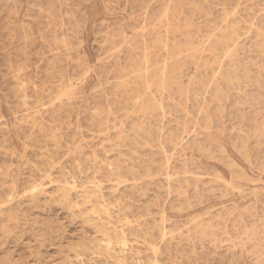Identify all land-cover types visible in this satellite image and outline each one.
I'll return each mask as SVG.
<instances>
[{
	"label": "rangeland",
	"instance_id": "obj_1",
	"mask_svg": "<svg viewBox=\"0 0 264 264\" xmlns=\"http://www.w3.org/2000/svg\"><path fill=\"white\" fill-rule=\"evenodd\" d=\"M0 264H264V0H0Z\"/></svg>",
	"mask_w": 264,
	"mask_h": 264
},
{
	"label": "bare ground",
	"instance_id": "obj_2",
	"mask_svg": "<svg viewBox=\"0 0 264 264\" xmlns=\"http://www.w3.org/2000/svg\"><path fill=\"white\" fill-rule=\"evenodd\" d=\"M167 7H168V6H167ZM167 7H166V8H167ZM163 10H164V9H163ZM162 14H163V13H162ZM165 14H166V12H165ZM162 16H163V15H162ZM226 17H227V16H226ZM164 18H165V15H164ZM161 19H162V18H161ZM166 20H167V19H166ZM226 20H227V19H226ZM159 22H160V21H159ZM165 22H166V21H165ZM166 23H167V22H166ZM184 24H185V23H184ZM170 28H171V27H170ZM167 30H168V29H167ZM167 30H166V32H167ZM170 30H171V29H170ZM231 31H232V30H231ZM178 32H179V31H178ZM236 32H237V31H236ZM167 34H168V33H167ZM232 34H235V33L233 32ZM226 35H228L227 32H226ZM226 35H225L224 37H227ZM235 35L237 36V34H235ZM218 36H219V35H218ZM221 36H222V35H221ZM215 38H216V37H215ZM227 38H228V37H227ZM235 38H236V37H235ZM158 39H159V38H158ZM231 39H232V44L234 45V44L236 43V40L233 39V38H231ZM160 40H162V39H160ZM160 40H159V41H160ZM213 40H214V39H213ZM215 40H216V39H215ZM226 40H228V39H226ZM229 40H230V39H229ZM229 40L226 41V42L223 41L222 43H224V42L227 43V42H229ZM237 40H238V39H237ZM209 41H210V40H209ZM219 41H220V40H219ZM156 42H158V41H156ZM161 42H162V41H161ZM165 42H166V41H165ZM207 42H208V41H207ZM216 42H217V41H216ZM220 43H221V41L219 42V44H220ZM225 43H224V45H226ZM159 44H160V43H159ZM164 44H166V43H164ZM173 44H174V43H173ZM192 44H193V43H192ZM190 45H191V44H190ZM220 45H222V44H220ZM220 45H219V46H220ZM162 46H163V45H162ZM168 47H169V46H168ZM173 47H174V46H173ZM225 47H226V46H225ZM193 48H194V47H193ZM193 48H192V49H193ZM233 48H234V47H233ZM235 48H236V47H235ZM165 49H166V48H165ZM179 50H180V49H179ZM232 50H233V49H232ZM164 51H165V50H164ZM201 51H202V50H201ZM190 53H191V52H190ZM229 53H230V52H229ZM229 53H228V54H229ZM178 54H179V53H178ZM211 54H212V52H211ZM224 54H225V53H224ZM228 54L226 53L225 55H228ZM231 56H232V55H231ZM229 57H230V56H229ZM225 59H226V58H225ZM143 61H144V60H143ZM144 62H145V61H144ZM218 62H219V61H218ZM141 63H142V62H141ZM215 63H216V62H215ZM219 63H220V62H219ZM145 65H146V64H145ZM216 65H217V63H216ZM144 67H145V66H144ZM164 67H165V66H164ZM162 68H163V67H162ZM165 68H166V67H165ZM218 69H219V68H218ZM163 70H165V69L163 68ZM163 70H162V71H163ZM166 70H167V69H166ZM145 71H146V69H145ZM163 73H164V72H163ZM140 74H141V73H140ZM144 74H145V73H144ZM157 74H158V73H157ZM138 75H139V74H138ZM161 76H163V75H160V78H161ZM141 78H142V77H141ZM161 79H162V78H161ZM163 80H165L164 77H163ZM163 80H162V82H163ZM160 83H161V82H160ZM175 84H176V82H175ZM124 86H125V85H124ZM159 86L161 87V84H160ZM164 87H165V86H164ZM158 88H159V87H158ZM165 89H166V88H165ZM160 91H161V88H160ZM115 93H116V92H115ZM148 98H149V97H148ZM139 100H140V99H139ZM151 105H152V104H151ZM140 106H141V105H140ZM145 107H146V106H145ZM34 185H35V184H34ZM32 186H33V185H32ZM32 186H31V187H32ZM31 187H30V189H31ZM38 187H39V185H38ZM36 188H37V186L35 185V186L33 187V189H36ZM64 188H65V187H64ZM70 189H71V188H70ZM67 190H68V189H67ZM82 191H83V190H82ZM86 191H87V190H86ZM68 192H69V191H68ZM99 192H100V191H99V188L96 186V188L94 187V189H92V191H90L89 194H92L93 197L96 199V198H98V197L100 196V195H99ZM84 193H85V192H84ZM67 194H68V193H67ZM163 234H164V232H163ZM159 235H160V234H159ZM161 236H162V235H161ZM122 237H123V236H122ZM119 238H120V237H119ZM161 238H162V237H161ZM163 238H164V237H163ZM109 242H111V241L109 240ZM107 245H108V244H107ZM117 245H118V244H117ZM117 245H116V246H117ZM107 247H108V246H107ZM104 248H105V247H104ZM120 249H121V248H120ZM115 251H116V250H115ZM152 251H153V249H152ZM117 252H118V251H117ZM156 252H157V251H156ZM118 253H119V252H118ZM115 254H116V253H115ZM120 254H122V253H120Z\"/></svg>",
	"mask_w": 264,
	"mask_h": 264
}]
</instances>
